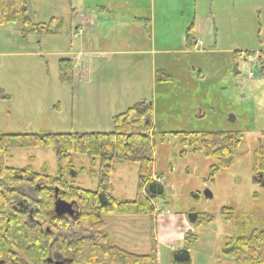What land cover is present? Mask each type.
I'll use <instances>...</instances> for the list:
<instances>
[{"label": "rangeland", "instance_id": "rangeland-1", "mask_svg": "<svg viewBox=\"0 0 264 264\" xmlns=\"http://www.w3.org/2000/svg\"><path fill=\"white\" fill-rule=\"evenodd\" d=\"M129 3L117 12L116 24L107 16L94 20L92 29L81 33L94 38H83L82 44L74 38L81 32L73 30L74 19L65 17L60 23V5H65L61 0H32L28 5L34 23L62 25L54 33H23L15 25H0V133L108 132L113 130V114L139 101L149 103L155 125V180L163 195L155 200L153 219L105 216L104 231L115 245L148 252V228L155 231L162 210L163 218L171 214L182 222L167 229L165 238L173 236L175 241L187 231L196 234L189 247L190 264H234L222 251L224 240L264 228V185L253 175L251 156L264 132V0ZM136 23L145 27L141 47L149 51L109 53L126 49L119 46L121 38H135ZM191 24L196 42L188 49L185 32ZM109 33L116 38L110 47L104 38ZM66 49L80 52L61 54ZM249 52H254L250 77L248 60L240 57ZM66 58L72 59L73 70L64 78L60 62ZM184 132L238 133L232 165L212 170L213 160ZM89 161L86 155H73L77 168ZM4 162L51 175L57 169L51 146L9 148ZM93 169L97 172V163ZM137 170L135 163L113 166L109 179L114 197H136ZM74 185L95 190L98 176L81 172ZM21 187L15 201L36 199L29 185ZM187 213H207L210 221L193 229ZM162 245L157 246L159 263L168 264L170 253L184 242Z\"/></svg>", "mask_w": 264, "mask_h": 264}, {"label": "trees", "instance_id": "trees-1", "mask_svg": "<svg viewBox=\"0 0 264 264\" xmlns=\"http://www.w3.org/2000/svg\"><path fill=\"white\" fill-rule=\"evenodd\" d=\"M27 4L26 0H0V25H15L23 33L28 30L54 33L62 26L59 23L52 26L51 21L34 23L27 13ZM193 34L194 24L185 32L188 49L195 45ZM60 70L64 78L72 72L69 60L60 62ZM112 128L108 132L0 133L1 264H53L49 258L63 264H160L153 227L149 230L150 249L145 253L113 244L104 231L105 216L153 219L155 200L163 195L162 185L155 180L158 177L152 143L155 125L150 104L139 101L117 113L112 117ZM184 135L191 137L190 143L199 144L203 155L213 160L212 170L232 165L240 141L238 133L184 132ZM29 146L54 149L55 174L35 172L28 165L17 168L5 164L9 148ZM75 154L86 155L89 164L77 168L73 163ZM251 156L253 175L264 185V132ZM96 163L97 172L93 169ZM117 163L137 165V194L132 200L116 198L110 192V173ZM81 172L98 176L95 190L74 185ZM22 185L31 187L35 200H14ZM56 200L70 204L72 213L57 214ZM185 219L193 229L210 221L207 213H187ZM74 231L79 234L66 235ZM182 240L184 245L170 253L168 264L191 263L189 247L196 234L187 231ZM222 251L234 264H264V228L226 238Z\"/></svg>", "mask_w": 264, "mask_h": 264}, {"label": "crops", "instance_id": "crops-1", "mask_svg": "<svg viewBox=\"0 0 264 264\" xmlns=\"http://www.w3.org/2000/svg\"><path fill=\"white\" fill-rule=\"evenodd\" d=\"M27 1V5H30V3H32V0H26ZM62 2H65V5L61 6V10L62 13H59L60 15H58V18L60 19V21L62 22L64 20L65 17L68 18V20L74 19L75 24H74V28L73 30L77 29V32L79 33V29L81 30V32L79 33L78 36L74 37V38H79V43L82 44L83 42V38H87L86 41L88 42V38H94L93 36H91L90 34H81L82 31H90L93 27V23L94 20H96L99 16H107L110 17L111 19V24H116L118 22V14L117 13L122 5H127L130 6L129 0H61ZM140 0H137V2H139ZM117 10V11H116ZM140 18V17H134V21L135 19ZM123 23L120 22V25H122ZM193 25V24H191ZM190 25V26H191ZM134 26H136L135 28L138 29V34L135 38H121L123 41L121 42V44H119V46H122L126 49L124 50H120L118 48L116 49H109V53L111 52H115V53H127V54H133V53H139V54H143L146 51H149L148 49H144L143 47H141L146 40V35H144L143 33L145 32V27H143L142 25L136 23ZM18 29V28H17ZM198 29V26L196 25V30ZM71 30V32L73 31ZM74 30V31H75ZM194 31H195V25H194ZM70 32V34H71ZM143 32V33H142ZM77 33V34H78ZM81 34V35H80ZM74 36V35H73ZM104 38H109V47L112 45V43L114 42V39H116L113 35H110L109 33V37H104ZM134 48V49H131ZM80 51H68L67 49L65 51H62L61 54H76ZM78 56H74V58L76 59ZM68 60H70L71 62V58H66ZM73 70V68H72ZM120 113V112H119ZM117 113L113 114L112 117L114 115H116ZM112 120V118H111ZM163 211L161 210L160 213L157 215V221L155 223V238H156V242H157V246H161L162 244L170 245L172 242H181L182 241V237H180V239H175V241H173L171 236L169 238V235L166 236L165 238V231L167 229L172 228L173 226H178L177 223L181 222V220L179 219V216H173L171 214H167L164 218L162 217L163 215ZM162 214V215H160ZM183 225V224H181ZM150 229V228H148ZM172 230V229H171ZM175 231V230H174ZM149 234V233H148ZM173 235V234H172ZM163 246V245H162ZM172 248V247H171ZM172 251V249H171Z\"/></svg>", "mask_w": 264, "mask_h": 264}, {"label": "water", "instance_id": "water-1", "mask_svg": "<svg viewBox=\"0 0 264 264\" xmlns=\"http://www.w3.org/2000/svg\"><path fill=\"white\" fill-rule=\"evenodd\" d=\"M205 194L206 196H210L209 192H206ZM55 212L57 214H71L72 210H71L70 204L65 203L64 201H61V200H56L55 201ZM48 261L52 262L53 264H63V262L59 260H53L52 258H49ZM0 264H1V261H0Z\"/></svg>", "mask_w": 264, "mask_h": 264}, {"label": "built area", "instance_id": "built-area-1", "mask_svg": "<svg viewBox=\"0 0 264 264\" xmlns=\"http://www.w3.org/2000/svg\"><path fill=\"white\" fill-rule=\"evenodd\" d=\"M243 60L245 61V60H248V62H249V70H250V66H251V63L253 62V60H254V57L252 56V55H248V56H246V57H244L243 56ZM253 73H252V71L250 70L249 71V73H248V76L250 77L251 75H252Z\"/></svg>", "mask_w": 264, "mask_h": 264}]
</instances>
